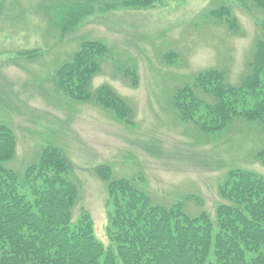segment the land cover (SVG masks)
<instances>
[{"label":"rangeland","instance_id":"374dc122","mask_svg":"<svg viewBox=\"0 0 264 264\" xmlns=\"http://www.w3.org/2000/svg\"><path fill=\"white\" fill-rule=\"evenodd\" d=\"M60 2L0 0V125L9 126L17 141L9 169L23 177L41 149L59 148L79 187L74 218L87 210L96 238L108 249H115L107 236L108 191L94 173L101 164L114 178L133 180L157 204L183 201L191 215H214L228 170L264 177L255 159L264 147L263 128L238 119L220 133H203L179 119L172 104L174 91L191 86L205 69L226 70L231 84L241 82L256 40L264 38V12L253 0H161L144 10L113 9L100 0L65 33L54 21ZM223 5L237 18L238 32L213 16ZM86 39L110 48L93 91L109 84L133 106L134 124L57 89L56 70ZM132 67L137 86L123 73Z\"/></svg>","mask_w":264,"mask_h":264},{"label":"trees","instance_id":"16d2710c","mask_svg":"<svg viewBox=\"0 0 264 264\" xmlns=\"http://www.w3.org/2000/svg\"><path fill=\"white\" fill-rule=\"evenodd\" d=\"M109 1L113 9L144 10L161 0ZM98 2L61 0L56 5L57 28L63 33L75 28ZM253 2L264 12V0ZM220 8L215 19L238 32L240 24L230 8ZM109 56L104 41L83 40L56 70V87L73 100L94 101L132 125L135 112L127 99L109 84L92 89ZM247 67L237 85L229 82L226 70L197 73L191 86L174 91L178 118L203 133H220L238 119L264 129V38L256 40ZM123 73L138 85L136 68ZM16 147L11 128L0 125V264H264V177L256 172L228 170L218 188L214 215L204 210L191 215L183 201L157 204L133 180L114 178L109 165L97 166L94 173L108 191L107 236L115 244V249H108L96 238L87 210L74 218L79 187L61 150L41 149L21 177L5 165L15 158ZM255 159L264 166V147Z\"/></svg>","mask_w":264,"mask_h":264}]
</instances>
